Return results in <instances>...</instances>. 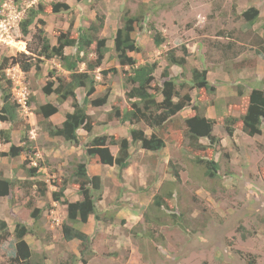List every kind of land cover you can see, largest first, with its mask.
I'll return each instance as SVG.
<instances>
[{"label": "rangeland", "instance_id": "374dc122", "mask_svg": "<svg viewBox=\"0 0 264 264\" xmlns=\"http://www.w3.org/2000/svg\"><path fill=\"white\" fill-rule=\"evenodd\" d=\"M11 1L7 2L12 6ZM68 1L71 5L76 3ZM27 4V0L19 6L13 3L17 9H26ZM143 6L144 30L135 28V33L142 35L143 51L138 57L157 60L159 75L166 64L164 53L187 44L190 51L187 67L205 68L209 79L218 85L216 92L200 107L206 115L209 111V116L217 117L214 130L221 145L214 153L208 150L207 155L218 162V176L211 178L204 174L202 165L196 164L187 151L186 143L168 142L155 153L132 144L130 163L120 172L121 179L116 166L88 165L89 173L99 175L103 181L98 210L106 217L113 212L114 221H96L90 216L86 223L76 224L90 241L86 244L77 239L66 241L61 228L64 206L53 204L51 191L56 187L52 183L57 176L71 172L82 151L59 138L49 137L37 123L36 107L46 101L55 102L54 94L46 96L41 88L48 72L54 67L60 71V67L51 59L40 64V70L33 68L24 73L11 64V58L21 51L19 40L29 41L18 25L11 31L16 43L0 44V61L2 56L8 58L5 76L11 81L13 99L19 105V123L10 126L0 121V130L7 129L12 143L24 145L26 149L19 156L8 158L2 153L7 152L9 144L0 136V173L14 179L23 171V161L28 159V167L41 168L36 179L45 180L49 190L45 197L39 198L35 186L23 179L17 180L12 199L0 198V219L9 224L10 231L9 236L0 239V264H13L15 220L22 214L21 207L29 201L31 207H24V219L33 225L34 218L29 214L37 209L36 222L41 229L24 237L31 251L27 264H69L73 253L77 256L75 264H264V123L261 133L253 136L240 130V124L231 136L222 126V119L231 113L233 104L241 106V112L236 110L235 115L245 111L247 97L237 96L236 85L240 80L259 84L261 81L260 86L264 87V0H82L72 12L44 16V28L54 43V28L87 26L96 14H104L107 18L102 35L111 45L109 37L120 25V7H127L135 14ZM250 6L259 11V18L252 25L240 16ZM156 32L159 39H165L160 47L154 46L151 38ZM109 55L95 71L96 94L109 88L110 95L104 106L88 107L96 121L92 134L129 137L126 125L107 118L113 103L121 107L126 104L120 72L105 78L98 74L99 69L118 66L116 59ZM83 68L84 64H80V69ZM248 87H244L245 91ZM77 95L81 99L83 90L78 89ZM23 97L26 107L17 101ZM118 97L123 99L121 103ZM69 110L68 100L51 116V122L59 125ZM78 132L86 138L84 130ZM23 135L27 137L25 143L21 140ZM110 150L114 154L117 148L111 146ZM64 193L71 201L80 198L75 188H68ZM158 194L166 196L163 198L166 210L154 212L150 207Z\"/></svg>", "mask_w": 264, "mask_h": 264}, {"label": "trees", "instance_id": "16d2710c", "mask_svg": "<svg viewBox=\"0 0 264 264\" xmlns=\"http://www.w3.org/2000/svg\"><path fill=\"white\" fill-rule=\"evenodd\" d=\"M7 1L0 0V9ZM23 1L25 0L11 2L18 5ZM75 1V5H71L67 0H38L36 4L24 9L25 15L18 25L22 35L29 36V41L25 43V50L18 51L11 58V64L17 65L24 73L33 68L36 71L40 70V64L47 60L54 59L59 64L60 71L52 68L41 88L46 96L54 94L55 102L46 101L39 104L34 112L37 123L42 125L49 137L59 138L70 146L81 148V158L73 164L71 172L57 176L53 180L52 184L56 189L51 191V199L64 206L65 218L61 225L64 239L66 241L77 239L86 244L90 238L76 227L77 223H86L90 216L96 221L109 223L114 221L113 212L106 217L98 210L97 202L102 198L103 181L99 175L89 173V164L116 166L119 172L118 179H121L120 172L130 163L132 144H138L145 152L155 153L166 147L168 142H178L182 145L186 143L185 147L193 155V161L202 165L206 176L214 178L218 176L219 164L212 157H208L207 152L210 150L214 153L220 147L221 139L214 130L217 117L210 118L200 110L203 102L216 92L218 85L208 78L206 69L187 67L190 51L185 44L169 48L168 52L164 53L166 64L159 75L156 73L157 60L140 62L138 55L142 53L143 48L136 37L138 34H135V28L144 30V6L135 14L127 7L122 9L120 25L109 37L111 45L107 44L108 38L102 35L106 18L104 14H96L95 20L90 21L87 26L79 24L75 29L69 27L67 30L54 28L52 31L54 43L51 42L44 28L46 26L44 16L72 12L76 4L82 0ZM240 16L247 24L252 25L259 18V11L257 7L250 6L243 10ZM158 35L156 32L151 37L156 47H160L165 40L159 39ZM66 48L70 49V52L66 53ZM108 54L109 57L116 59L118 66L99 69L98 74L105 78L111 73L120 72L126 104L121 107L113 103L107 118L117 121L120 125H126L129 137L118 134H92L96 121L88 112V107L104 106L108 103L110 95L109 88L102 94H96L98 81L95 71L103 65ZM80 64H84L83 69H80ZM7 66L8 58L2 56L0 121L12 126L19 123V105L13 99L11 81L5 76ZM173 66L179 68L177 72L172 71ZM258 84L244 80L237 83V96L247 97V105L243 113L235 115L236 110L241 112V106L238 103L233 104L231 113L223 117L222 126L228 135H233L238 124L240 130L249 136L261 133L264 123V87L260 86L261 81ZM248 85L249 90L245 91L244 87ZM78 89H82L84 93L81 99L76 93ZM118 98L121 103L123 99ZM68 100L71 110L64 113L59 125L53 124L51 116L58 113L61 105ZM81 129L85 131L86 138L79 134L78 131ZM9 133L7 129L0 130L3 142L9 144L7 152H3L2 155L13 158L19 156L26 148L24 145L13 144ZM21 140L25 143L27 137L23 135ZM111 146L117 148L116 153L111 152ZM27 163L28 159L22 163L27 184L30 182V185L35 186L39 198L45 197L49 185L45 180L36 179L41 174V168L28 167ZM17 180L20 181L18 178L12 179L0 173V198L12 199ZM68 188H75L80 198L68 200L64 193ZM166 195L169 196L170 193ZM164 197H166L164 194L156 195L150 210L154 212L166 210ZM29 202L21 207L22 214L17 215L15 220L13 235L16 239V255L12 259L13 264H27L25 261L31 255V251L24 237L36 233L37 228L41 229L36 222L37 209L29 214L34 218L33 225L24 219L26 211L24 207H31ZM9 235V224L0 219V239ZM76 262L77 256L73 253L70 255L69 264Z\"/></svg>", "mask_w": 264, "mask_h": 264}, {"label": "built area", "instance_id": "2783aa9c", "mask_svg": "<svg viewBox=\"0 0 264 264\" xmlns=\"http://www.w3.org/2000/svg\"><path fill=\"white\" fill-rule=\"evenodd\" d=\"M8 4V2H5L0 9V44H8L12 42L16 43V39L12 37L11 31L13 30V28H18V24L25 9V7L23 9H17L18 7H15L12 2V6ZM21 43L22 44L20 50H25V44H23V42ZM20 93L24 94L25 92L21 91ZM24 98L25 97H23V99H17L18 102L22 101L23 106L25 103Z\"/></svg>", "mask_w": 264, "mask_h": 264}, {"label": "crops", "instance_id": "0c3cea01", "mask_svg": "<svg viewBox=\"0 0 264 264\" xmlns=\"http://www.w3.org/2000/svg\"><path fill=\"white\" fill-rule=\"evenodd\" d=\"M37 1H38V0H28V4L26 5V7H29V6L32 5V4H36ZM67 1H68V0H67ZM68 3L71 4L69 1H68ZM120 9H121V12H122L123 7H122V8L120 7ZM120 16H121V13H120ZM106 18H107V16H106ZM106 18H105V25H106ZM104 28H105V26H104ZM104 28H103V29H104ZM135 34H140V33H135ZM141 36H142V35H141ZM141 36H138V35L136 36L137 39H138V41H139V43H140V37H141ZM140 45H141V43H140ZM185 45L187 46V44H185ZM187 47H188V46H187ZM142 48H143V47H142ZM65 52H66V53L70 52V49L66 48V49H65ZM139 58H140V62H143V61H144V59H143L142 57H139ZM146 60H149V59H146ZM149 61H153V60H149ZM57 64H58V63H57ZM58 65H59V64H58ZM174 67H175V66L172 67V71L177 72L178 69H174ZM58 69H59V68H58ZM204 69H205V68H204ZM62 71L65 73L64 70H62ZM208 73H209V72L207 71V76H208ZM208 78H209V76H208ZM77 91H78V90H77ZM76 93H77V92H76ZM187 111H188V110H187ZM187 111H185V112H187ZM208 112H209V111H207V116L211 118V116H209ZM183 114H184V112H183ZM212 117H215V116H212ZM7 177H8V176H7ZM16 178H18L19 180H23V179H25V175L23 174V171L20 170V172L17 174V177H16ZM53 204L56 205V203H54V202H53ZM12 212H13V210H12ZM64 218H65V215H63V220H64ZM63 220H62V221H63Z\"/></svg>", "mask_w": 264, "mask_h": 264}, {"label": "clouds", "instance_id": "9594fccd", "mask_svg": "<svg viewBox=\"0 0 264 264\" xmlns=\"http://www.w3.org/2000/svg\"><path fill=\"white\" fill-rule=\"evenodd\" d=\"M21 42H23V41H21ZM23 43H25V42H23ZM21 51H23V50H21ZM33 164H34V162H33ZM31 167H36V166H31Z\"/></svg>", "mask_w": 264, "mask_h": 264}]
</instances>
